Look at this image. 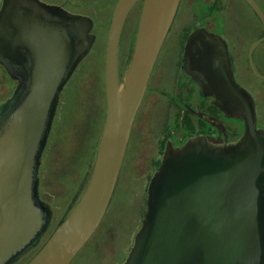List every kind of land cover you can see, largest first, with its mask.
I'll return each mask as SVG.
<instances>
[{"label":"water","instance_id":"obj_1","mask_svg":"<svg viewBox=\"0 0 264 264\" xmlns=\"http://www.w3.org/2000/svg\"><path fill=\"white\" fill-rule=\"evenodd\" d=\"M142 2L132 52L119 71L125 21ZM182 0H117L107 34L105 117L94 156L63 215L24 264H70L100 226L113 197L136 115ZM264 27L255 0H244ZM93 20L41 0H1L0 65L18 80L0 103V264H15L47 232L39 167L61 91L94 42ZM264 34L247 52L253 62ZM183 71L202 95L221 97L243 119L240 140L213 147L204 137L167 144L151 176L146 207L121 264H264V129L253 96L234 78L223 38L198 27Z\"/></svg>","mask_w":264,"mask_h":264},{"label":"rangeland","instance_id":"obj_2","mask_svg":"<svg viewBox=\"0 0 264 264\" xmlns=\"http://www.w3.org/2000/svg\"><path fill=\"white\" fill-rule=\"evenodd\" d=\"M43 1L90 17L95 39L61 91L41 158L38 191L52 210L51 223L38 245L15 264H24L50 234L93 159L105 117L107 34L117 2ZM255 1L264 13V0ZM141 5V2L135 5L123 27L118 58L120 72L133 49ZM198 27H205L223 38L233 57L236 81L253 96L257 120L264 124V80L253 75L247 59L250 44L264 34L261 21L244 0H182L136 115L109 207L90 241L70 264H119L126 258L145 211L147 187L154 171L152 162L161 158L157 146L166 137H175L184 131L175 126L176 117L184 116L187 111L193 121L206 117L199 100L200 90L185 78L181 67L186 37ZM253 62L257 71L264 75V42L255 49ZM0 82L4 85L0 93V100H3L13 85L2 69ZM209 113L215 118L220 117L213 111ZM210 121L222 127L221 123Z\"/></svg>","mask_w":264,"mask_h":264},{"label":"flooded vegetation","instance_id":"obj_3","mask_svg":"<svg viewBox=\"0 0 264 264\" xmlns=\"http://www.w3.org/2000/svg\"><path fill=\"white\" fill-rule=\"evenodd\" d=\"M48 4H52V3H48ZM53 5L61 6L59 4H53ZM229 57H230V61L233 67L234 66L233 57L230 54H229ZM182 63H183V56H182V62H181V67L183 71ZM0 69H2L5 72V74L8 76L10 83L13 85L12 87L13 89L9 93L8 97L3 100H0V103H2L12 95L13 91L15 90L18 84V80L11 78L1 65H0ZM183 75L185 76V78L190 80L191 84L193 82L194 85H196V87L198 86V84L195 81H193L189 76H187L184 73V71H183ZM234 78L236 80L235 72H234ZM1 86L3 87L2 89H0V93L2 94L4 90V85H2V83L0 82V87ZM197 88L200 90L199 86ZM199 100H201V104H202L201 106H202V109H204L205 111L204 114L206 115V117H203L201 120H198V121H192V124L194 125V128H195L193 132L186 126L187 120L185 119V115L182 117L179 116L177 119V123H175V126H177L180 130H184V131H181V135H177L175 137H171V136L166 137L163 153L168 143H170L172 147L177 148V147L183 146L187 141L195 140L198 137H204L207 144L213 147L233 145L240 140V138L243 135V131H244L243 120L241 119V117L239 118L236 116V114L226 105V102L223 100V98L216 97L215 95L209 93L207 95L201 94V97ZM219 104L222 106L220 107ZM212 111L215 112L216 116H217V113L220 114V117L215 118L212 114L209 113V112L212 113ZM190 118L192 119L191 115H190ZM210 119L221 123L222 127L218 126V124L216 125L213 124L210 121ZM257 127L264 129V124L259 123V121L257 120ZM163 153H162V156H163ZM162 156H161V159H162Z\"/></svg>","mask_w":264,"mask_h":264},{"label":"trees","instance_id":"obj_4","mask_svg":"<svg viewBox=\"0 0 264 264\" xmlns=\"http://www.w3.org/2000/svg\"><path fill=\"white\" fill-rule=\"evenodd\" d=\"M141 2V1H140ZM142 3V2H141ZM248 5V4H247ZM135 7V6H134ZM133 7V8H134ZM253 11V10H252ZM256 15V14H255ZM189 34V33H188ZM136 35V34H135ZM188 36V35H187ZM187 38V37H186ZM179 117V116H178ZM178 117H176V121L178 119ZM185 119L187 120V123H186V126L187 128H189L191 131L194 132L195 128H194V125L192 124V121L193 119L190 118V115H189V112H185ZM177 123V122H175ZM164 146H165V141H162L158 146H157V152H159V155L160 157L162 156V153H163V149H164ZM160 162H161V158H158V159H155L153 162H152V165L154 166V171L153 173L157 170L158 166L160 165ZM153 175V174H152ZM90 241V240H89ZM29 259V258H28ZM125 260L122 259L121 262L119 264H121L123 261Z\"/></svg>","mask_w":264,"mask_h":264}]
</instances>
